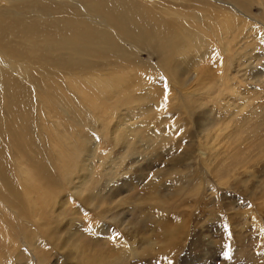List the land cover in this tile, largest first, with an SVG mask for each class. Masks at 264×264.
<instances>
[{"label": "rangeland", "instance_id": "obj_1", "mask_svg": "<svg viewBox=\"0 0 264 264\" xmlns=\"http://www.w3.org/2000/svg\"><path fill=\"white\" fill-rule=\"evenodd\" d=\"M101 1L0 0V264H264V0Z\"/></svg>", "mask_w": 264, "mask_h": 264}, {"label": "bare ground", "instance_id": "obj_2", "mask_svg": "<svg viewBox=\"0 0 264 264\" xmlns=\"http://www.w3.org/2000/svg\"><path fill=\"white\" fill-rule=\"evenodd\" d=\"M17 1H20V0H17ZM23 1H26L32 4V0H23ZM97 9L106 10L110 13L113 12L114 14H117V15L119 14L127 15L129 12L128 6H126L123 3L117 2L115 0H102L100 4L98 5ZM7 23H12L15 27L18 26V22L14 19L13 16L5 17L3 14L0 13V28L3 27ZM160 30L167 31V24L165 22H162L160 26ZM20 33H21L20 30H16L14 41L11 42L10 44H6V37L4 36L3 33L0 32V50L6 53L7 55H9L10 57H12V55L15 56L16 53L18 54L21 50L19 46ZM39 36L40 34L36 33L35 38H38ZM47 55L51 58L53 62L59 63V64L62 63L61 59H59L58 57H55V55L52 53L49 47L47 48ZM24 58L27 59V56H24ZM5 76H6V73L0 69V77H3V79L0 78V99L7 100L6 94H11V98H12V90L11 88L9 89V85L5 83L6 82ZM7 101L8 102L6 104L10 102V100H7Z\"/></svg>", "mask_w": 264, "mask_h": 264}, {"label": "snow or ice", "instance_id": "obj_3", "mask_svg": "<svg viewBox=\"0 0 264 264\" xmlns=\"http://www.w3.org/2000/svg\"><path fill=\"white\" fill-rule=\"evenodd\" d=\"M223 255L226 256V257H228V258H231L229 251H225V252L223 253Z\"/></svg>", "mask_w": 264, "mask_h": 264}]
</instances>
